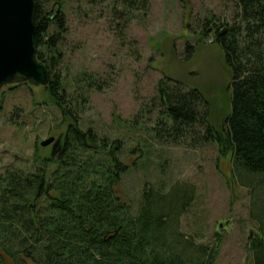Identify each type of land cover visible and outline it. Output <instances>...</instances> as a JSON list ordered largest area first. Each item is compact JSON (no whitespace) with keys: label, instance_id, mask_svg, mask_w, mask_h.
Segmentation results:
<instances>
[{"label":"trees","instance_id":"1","mask_svg":"<svg viewBox=\"0 0 264 264\" xmlns=\"http://www.w3.org/2000/svg\"><path fill=\"white\" fill-rule=\"evenodd\" d=\"M107 1L108 13L118 26L123 21L122 28L149 8V0H34L35 57L48 74L44 88L70 122L49 155L34 157L33 171L0 170V264L213 262L214 248L160 242V235H181L171 227L189 206L191 190L147 188L131 213L118 195L129 169L121 158V140L110 141L78 126L79 99L85 101L84 93L100 85L82 73L76 96L64 87L65 7L75 3L92 10ZM229 1L230 22L208 14L197 24L201 38L211 36L230 70V110L223 129L209 125V106L201 91L185 90L180 82L163 77L150 108L155 117L149 132L162 146L214 143L222 155L232 156L236 171L264 177V0ZM191 48L185 44L186 53ZM261 238L263 231L250 242L251 264H264ZM192 248L202 259L188 254Z\"/></svg>","mask_w":264,"mask_h":264},{"label":"rangeland","instance_id":"2","mask_svg":"<svg viewBox=\"0 0 264 264\" xmlns=\"http://www.w3.org/2000/svg\"><path fill=\"white\" fill-rule=\"evenodd\" d=\"M232 7L229 0H149L148 12L122 28L123 21L118 26L108 13V1L92 10L70 3L61 46L67 93L76 96L82 73L100 85L84 93L85 101L79 99V128L122 142L121 158L129 169L119 197L134 214L147 188L190 189L189 206L171 227L181 235H160V242L214 248L212 264H251L250 242L264 232V177L236 171L232 156L222 155L214 143L154 142L150 108L158 81L168 77L185 90L201 91L209 125L223 129L230 110V70L211 36L201 38L197 24L208 14L230 22ZM185 44L192 47L188 53ZM69 122L44 87L25 81L0 87V170L33 171L34 157L51 149L40 142L64 134ZM188 254L202 256L193 248Z\"/></svg>","mask_w":264,"mask_h":264},{"label":"water","instance_id":"3","mask_svg":"<svg viewBox=\"0 0 264 264\" xmlns=\"http://www.w3.org/2000/svg\"><path fill=\"white\" fill-rule=\"evenodd\" d=\"M34 0H0V87L13 81L48 84L44 65L36 60ZM55 142H40L45 148Z\"/></svg>","mask_w":264,"mask_h":264}]
</instances>
